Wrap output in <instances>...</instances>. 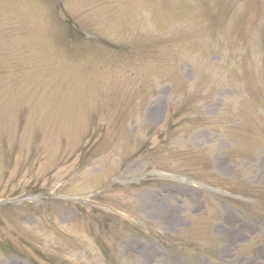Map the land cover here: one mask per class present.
<instances>
[{
  "label": "rangeland",
  "instance_id": "374dc122",
  "mask_svg": "<svg viewBox=\"0 0 264 264\" xmlns=\"http://www.w3.org/2000/svg\"><path fill=\"white\" fill-rule=\"evenodd\" d=\"M0 264H264V0H0Z\"/></svg>",
  "mask_w": 264,
  "mask_h": 264
}]
</instances>
